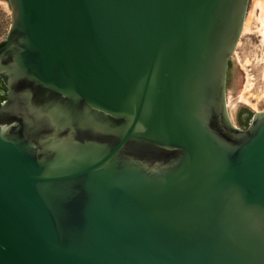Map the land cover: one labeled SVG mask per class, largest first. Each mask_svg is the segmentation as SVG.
I'll list each match as a JSON object with an SVG mask.
<instances>
[{
  "label": "water",
  "instance_id": "1",
  "mask_svg": "<svg viewBox=\"0 0 264 264\" xmlns=\"http://www.w3.org/2000/svg\"><path fill=\"white\" fill-rule=\"evenodd\" d=\"M0 264H264V110L227 104L250 0H7Z\"/></svg>",
  "mask_w": 264,
  "mask_h": 264
},
{
  "label": "rangeland",
  "instance_id": "2",
  "mask_svg": "<svg viewBox=\"0 0 264 264\" xmlns=\"http://www.w3.org/2000/svg\"><path fill=\"white\" fill-rule=\"evenodd\" d=\"M262 7L264 8V0L249 2L244 27L232 57L231 74L227 84L229 114L234 124L241 128L242 122L250 121L255 112L264 110ZM11 22L10 5L7 0H0V43L8 34ZM243 112L250 116L243 117Z\"/></svg>",
  "mask_w": 264,
  "mask_h": 264
},
{
  "label": "flooded vegetation",
  "instance_id": "3",
  "mask_svg": "<svg viewBox=\"0 0 264 264\" xmlns=\"http://www.w3.org/2000/svg\"><path fill=\"white\" fill-rule=\"evenodd\" d=\"M231 68H232V61L230 62V66H229V69H228V77H227V84H228V81H229V77H230V74H231ZM1 89H4L5 90V86L1 84V80H0V90ZM5 97L2 95V98H0V100L2 101ZM245 113V114H244ZM242 116L245 117L247 116L246 115V112H243L242 113ZM250 115H248L247 117H249ZM245 123V122H244ZM243 127H245V125L243 124Z\"/></svg>",
  "mask_w": 264,
  "mask_h": 264
},
{
  "label": "trees",
  "instance_id": "4",
  "mask_svg": "<svg viewBox=\"0 0 264 264\" xmlns=\"http://www.w3.org/2000/svg\"><path fill=\"white\" fill-rule=\"evenodd\" d=\"M4 44H5V40H4L3 42L0 43V47H2ZM0 98H2L1 93H0ZM0 102H1V100H0ZM249 122H250V121H247V122H245V123L242 122V123L245 125V127H247V126L249 125Z\"/></svg>",
  "mask_w": 264,
  "mask_h": 264
},
{
  "label": "bare ground",
  "instance_id": "5",
  "mask_svg": "<svg viewBox=\"0 0 264 264\" xmlns=\"http://www.w3.org/2000/svg\"><path fill=\"white\" fill-rule=\"evenodd\" d=\"M263 2V1H262ZM259 3H261L260 1H259ZM261 4H263V3H261ZM261 4H259V5H261ZM263 6V5H262ZM263 8V7H262ZM261 8V9H262ZM264 9V8H263ZM264 12V11H263ZM264 15V14H263ZM263 21V20H262ZM262 32H263V35H264V21H263V30H262Z\"/></svg>",
  "mask_w": 264,
  "mask_h": 264
}]
</instances>
